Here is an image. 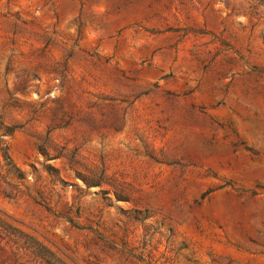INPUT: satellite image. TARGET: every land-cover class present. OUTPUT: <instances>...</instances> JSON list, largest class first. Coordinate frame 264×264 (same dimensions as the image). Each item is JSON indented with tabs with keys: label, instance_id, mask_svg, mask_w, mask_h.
<instances>
[{
	"label": "rangeland",
	"instance_id": "374dc122",
	"mask_svg": "<svg viewBox=\"0 0 264 264\" xmlns=\"http://www.w3.org/2000/svg\"><path fill=\"white\" fill-rule=\"evenodd\" d=\"M0 264H264V0H0Z\"/></svg>",
	"mask_w": 264,
	"mask_h": 264
}]
</instances>
